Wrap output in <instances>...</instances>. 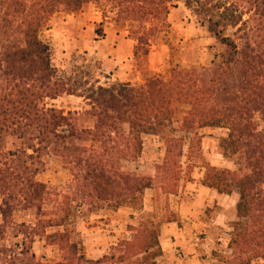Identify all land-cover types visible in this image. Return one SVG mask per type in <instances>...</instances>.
<instances>
[{
  "label": "trees",
  "instance_id": "obj_1",
  "mask_svg": "<svg viewBox=\"0 0 264 264\" xmlns=\"http://www.w3.org/2000/svg\"><path fill=\"white\" fill-rule=\"evenodd\" d=\"M175 1L0 0V228L11 225L14 212L30 211L35 223L15 226L22 246L27 243L30 250L47 229L62 228L54 235L61 261L45 264L107 260V256L85 260L76 243H69L66 226L72 205L89 212L104 207L137 209L147 189L156 186L173 192L183 170V143L189 141V161L192 150L200 152L198 132L204 128L227 131L219 147L222 156L236 165L229 170L206 164L201 179L203 187L217 194L237 195L227 244L231 257L225 263L264 260V129L259 126V121L264 123V0H182L223 47L211 67L173 68L169 79L153 75L137 84L89 86L81 94L57 78L50 46L40 37L55 14L106 4L115 12L117 26L129 25L137 61L139 54L148 56L151 43L166 31ZM245 13L251 14L247 21ZM101 25L96 36L102 34ZM228 28H236L232 37L226 35ZM62 95L82 98L89 109L79 115L47 106L46 100ZM79 119H90L92 126L78 128ZM160 135L166 153L154 178L115 166L120 153L122 160L138 157L144 136ZM5 138L12 140V149L4 148ZM42 154L56 157L69 173L67 194L60 196L36 180L39 169L34 160ZM148 225L132 241L123 242L120 263L153 264L161 255V225ZM30 250H22L18 260L41 264Z\"/></svg>",
  "mask_w": 264,
  "mask_h": 264
},
{
  "label": "rangeland",
  "instance_id": "obj_2",
  "mask_svg": "<svg viewBox=\"0 0 264 264\" xmlns=\"http://www.w3.org/2000/svg\"><path fill=\"white\" fill-rule=\"evenodd\" d=\"M103 5L105 7H102L101 3L92 4L74 14H55L47 29L40 35L50 46L51 63L56 69L57 78L65 81L80 94L89 86L137 84L145 77L153 75L169 79L173 68L184 71L209 68L215 57L223 52V47L215 41L206 26L200 23V19L185 7L187 11L183 10L182 0H176L169 9L166 31L151 43L147 57L142 58L139 54L137 61L132 59L133 67L129 80L118 82L113 80L114 70L103 75V64L106 63L101 60L111 54L113 46L109 40H105L104 32L108 29L116 32L129 39L133 47L135 42L127 31L129 25L117 26L113 21L115 12L110 11L106 4ZM174 8H178V11L175 12ZM242 12L245 10L242 9ZM250 17L251 14L245 13L243 20L247 21ZM99 24H102V34L96 36L95 30L99 28ZM235 33L236 28H228L226 31L228 37ZM96 52L99 55H96ZM46 104L65 113L76 112L79 115L89 109L86 101L72 95L46 100ZM79 120L78 128L92 126L90 119ZM259 123L260 129H264V123ZM198 134L202 138L201 149L199 154L192 150L189 161H186L189 141L186 139L183 143V156L180 158L183 170L173 192L161 191L156 186L147 189L137 209L121 207L110 210L104 207L89 212L86 208L76 210L75 205H72L66 229L69 231V243L77 245L78 255H83L85 260L92 262L107 256L108 259L100 264H125L118 260L123 242L132 241L138 231L142 234L141 230L147 228L146 225L149 226L148 222H152L154 226H162L167 223L166 220H172L178 226H186L182 237L179 238V241L183 242L178 245V240L172 238L171 251L166 259H162L160 255L153 264H226L231 257L227 244L230 240V225L234 220L237 195L235 192L231 195H221L219 201L215 190L201 188V179L206 164L229 170H235L236 165L233 159L222 156L219 147L220 140L227 135L225 129L204 128ZM175 136L179 137L181 134L177 133ZM163 137L144 136L138 157L122 160L119 159L120 153L115 166L120 167L122 171H135L145 178H154L156 166L162 165L165 158L166 145ZM3 146L6 150L12 149V140L5 138ZM34 168L39 169L37 181L54 189L60 196L68 193L71 177L56 157L42 154L34 160ZM185 203L190 204L186 209L182 207ZM184 210L188 219H183L181 223L180 214ZM190 216L195 217V220L192 221ZM20 223L32 226L35 223L32 213L16 211L12 215L11 225L0 228V264H32L18 260L21 258L18 254L22 250H30L29 244L22 246V237L16 232L15 226ZM59 232H62V228L47 229L31 244L30 251L41 264L61 261L60 247L54 238ZM198 243L199 245H196ZM251 264H264V260H253Z\"/></svg>",
  "mask_w": 264,
  "mask_h": 264
},
{
  "label": "crops",
  "instance_id": "obj_3",
  "mask_svg": "<svg viewBox=\"0 0 264 264\" xmlns=\"http://www.w3.org/2000/svg\"><path fill=\"white\" fill-rule=\"evenodd\" d=\"M182 8L184 11H187L184 8V6ZM173 10L176 12L178 11V8H174ZM104 38L105 40H109V42H111L113 46H111V54L106 55L105 59L101 60L102 63H106L103 64V69H104L103 75H106L110 71L114 70V74L112 75L113 80H116L118 82H123V81L127 82L129 80L128 77L132 73V67H133L131 63L133 59V46L131 41L121 35L116 34V32L115 33L111 32L110 29L104 32ZM95 54L99 55V53L97 52ZM201 188L204 189L203 186ZM216 196L217 199L220 201L222 196L217 193ZM188 206H190V204L185 203V205H183L182 207L186 209ZM185 211L186 210H184L180 214L181 223H183V219H188L187 214L184 213ZM194 220L195 217H192V221ZM185 228H186L185 225L182 224L181 226H178L177 223L175 224L173 222L166 223L160 227L159 245L162 252L161 254L162 259H166L167 254L171 251L170 247L172 244V238H176L178 240L176 243L178 245H181L183 241H179V238L182 237V232L185 230ZM196 245H199V243Z\"/></svg>",
  "mask_w": 264,
  "mask_h": 264
}]
</instances>
